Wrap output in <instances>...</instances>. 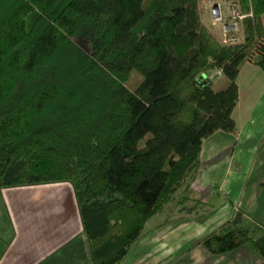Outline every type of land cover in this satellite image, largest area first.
<instances>
[{
  "label": "trees",
  "instance_id": "16d2710c",
  "mask_svg": "<svg viewBox=\"0 0 264 264\" xmlns=\"http://www.w3.org/2000/svg\"><path fill=\"white\" fill-rule=\"evenodd\" d=\"M234 2L237 43L199 0H0V186L72 183L92 264H121L176 198L210 211L188 194L203 142L238 134L237 78L246 62L264 72V0ZM196 245L264 258V223L239 210Z\"/></svg>",
  "mask_w": 264,
  "mask_h": 264
},
{
  "label": "crops",
  "instance_id": "0c3cea01",
  "mask_svg": "<svg viewBox=\"0 0 264 264\" xmlns=\"http://www.w3.org/2000/svg\"><path fill=\"white\" fill-rule=\"evenodd\" d=\"M237 83L239 101L232 115L239 132L218 131L204 140L200 173L188 193L210 211L201 216L200 210L188 214L183 205L169 206L147 222L121 264L264 261L247 246L214 255L196 245L239 210L264 223V175L254 176L252 169L255 162H264V72L246 62ZM0 192V264H92L70 182L1 187Z\"/></svg>",
  "mask_w": 264,
  "mask_h": 264
},
{
  "label": "rangeland",
  "instance_id": "374dc122",
  "mask_svg": "<svg viewBox=\"0 0 264 264\" xmlns=\"http://www.w3.org/2000/svg\"><path fill=\"white\" fill-rule=\"evenodd\" d=\"M225 2V5H227L228 3H230V1L234 2V0H199V4H200V13H201V17H202V20L203 22L208 25L210 28H212L211 30H213V32L221 39L223 40L224 39V35H223V22L221 21H215L212 14H211V5L210 3L211 2ZM235 3V2H234ZM240 8V7H239ZM214 21V22H213ZM214 23V24H213ZM240 41H243V31L241 30V33H240ZM84 46L86 49H89L87 45H85L84 43ZM133 79L131 80V82L129 83V87L131 89H134L137 85V83L139 81H142L143 80V77L141 74H138L137 71H134L133 72ZM199 81L205 85L207 84L208 82H212L213 84V87L216 89V90H220L222 88H225V86L228 84V79L223 76V75H219L218 77L217 76H213V78L211 79H208V76L207 75H204L202 74L200 77H199ZM145 140L142 142L144 143ZM255 173H254V176H260V175H264V162L262 163H259L258 162H255L254 163V167L252 168ZM72 184V183H71ZM0 190H1V187H0ZM4 201V197L2 195V193L0 192V204ZM204 203V202H202ZM174 207H179L180 204H178V200L176 198V200H174V202H172L171 204H169L164 210H166L169 206ZM191 204H188V206H190ZM204 208H201L200 211H199V214H203L204 213ZM164 213H162L163 215ZM208 214V213H207ZM206 214V215H207ZM1 218H4L3 215H1V212H0V219ZM227 222V221H226ZM154 223V222H152ZM225 223V222H224ZM223 223V224H224ZM222 225V224H221ZM219 225V226H221ZM218 226V227H219ZM148 227V226H147ZM217 227V228H218ZM215 230V229H214Z\"/></svg>",
  "mask_w": 264,
  "mask_h": 264
},
{
  "label": "built area",
  "instance_id": "2783aa9c",
  "mask_svg": "<svg viewBox=\"0 0 264 264\" xmlns=\"http://www.w3.org/2000/svg\"><path fill=\"white\" fill-rule=\"evenodd\" d=\"M211 14L216 22H223V34L228 43L240 41L241 23L247 15L240 11L236 3L230 1L225 9V2L212 1Z\"/></svg>",
  "mask_w": 264,
  "mask_h": 264
}]
</instances>
